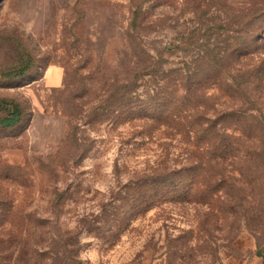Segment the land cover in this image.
Masks as SVG:
<instances>
[{"label": "rangeland", "instance_id": "1", "mask_svg": "<svg viewBox=\"0 0 264 264\" xmlns=\"http://www.w3.org/2000/svg\"><path fill=\"white\" fill-rule=\"evenodd\" d=\"M158 51L195 69L179 132L144 112ZM12 112L0 264H264V0H1Z\"/></svg>", "mask_w": 264, "mask_h": 264}, {"label": "trees", "instance_id": "2", "mask_svg": "<svg viewBox=\"0 0 264 264\" xmlns=\"http://www.w3.org/2000/svg\"><path fill=\"white\" fill-rule=\"evenodd\" d=\"M165 50H167V47L164 48ZM199 55L200 52L198 51L196 60ZM151 59V72L149 75L153 95L149 97L144 112L152 117L153 124L160 126L164 124L179 132L181 129L183 97H189L186 98L187 107L193 110L196 108L193 103L196 97H190L188 94L186 96L181 94V97L179 89L185 87L190 93L191 90L196 88L195 69L191 71L192 67L190 66H187V69L184 67L170 70L164 68L165 56L163 51H158L157 55H154ZM18 122V113L12 112L5 117L0 116V127H11ZM166 178L165 169H155L154 173L146 175V180L137 187L138 196L146 198L144 202L148 203L143 211L149 209V205H151L149 201L163 195L164 192L161 190V186Z\"/></svg>", "mask_w": 264, "mask_h": 264}, {"label": "crops", "instance_id": "3", "mask_svg": "<svg viewBox=\"0 0 264 264\" xmlns=\"http://www.w3.org/2000/svg\"><path fill=\"white\" fill-rule=\"evenodd\" d=\"M57 74H60V70H57Z\"/></svg>", "mask_w": 264, "mask_h": 264}, {"label": "water", "instance_id": "4", "mask_svg": "<svg viewBox=\"0 0 264 264\" xmlns=\"http://www.w3.org/2000/svg\"><path fill=\"white\" fill-rule=\"evenodd\" d=\"M0 2H1V0H0Z\"/></svg>", "mask_w": 264, "mask_h": 264}]
</instances>
